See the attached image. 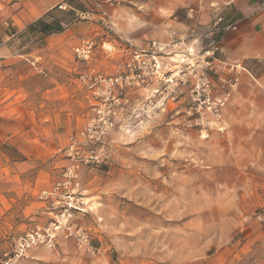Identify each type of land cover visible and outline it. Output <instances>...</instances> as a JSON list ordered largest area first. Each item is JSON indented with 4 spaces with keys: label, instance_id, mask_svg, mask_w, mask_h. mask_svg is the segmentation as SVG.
Listing matches in <instances>:
<instances>
[{
    "label": "rangeland",
    "instance_id": "1",
    "mask_svg": "<svg viewBox=\"0 0 264 264\" xmlns=\"http://www.w3.org/2000/svg\"><path fill=\"white\" fill-rule=\"evenodd\" d=\"M39 30H32L34 45L42 42ZM148 32L133 30L138 39L131 40L130 32L103 13L81 36L79 45L92 44L86 58L78 59L72 48L75 63L43 70L63 84L59 98L52 91L49 98L42 94L55 81L36 65L22 59L15 67L20 77L11 85L22 89L19 98L78 117L62 150V170L69 163L71 136L82 141L80 131L92 117L113 121L102 141L77 146L76 196L83 210L68 209V221L84 229L111 264H264V239L246 242L254 250L230 254L264 194V96L253 103L249 90L241 92L246 67L229 60L221 47L212 53V36L196 30L156 38L169 43L160 52V69L140 82L126 62L132 49L146 48ZM249 64L254 75L264 71L262 62ZM120 75L112 92L104 93L109 84L99 77ZM90 126L103 128L101 122ZM89 149L102 160L84 162ZM53 183L44 191L49 193ZM64 232L57 252L32 248L40 252L36 264H100L98 256L77 250ZM30 250L20 264L32 260Z\"/></svg>",
    "mask_w": 264,
    "mask_h": 264
},
{
    "label": "crops",
    "instance_id": "2",
    "mask_svg": "<svg viewBox=\"0 0 264 264\" xmlns=\"http://www.w3.org/2000/svg\"><path fill=\"white\" fill-rule=\"evenodd\" d=\"M103 13L130 32L131 40L138 39L133 30L150 31L148 43L166 39L171 31L178 38L189 30L207 37L215 18L222 16L220 25L232 23L235 28L214 37L229 60L246 67L241 92L249 90L253 103L264 96V71L254 75L248 70L249 62L264 64V0H0V255L9 247L10 235L23 231L34 220H48L52 202L40 194L60 175L61 161L66 164L62 150L78 118L60 109H44L43 102L37 106L28 97L19 98L22 89L11 85L20 77L15 67L25 59L46 75L43 70L47 68L75 63L72 48L82 43L81 36L96 26ZM41 18H55L62 29L43 33L41 44L34 45L30 25ZM48 79L55 84L44 86L42 94L49 98L52 91L59 98L65 92L63 84L57 75L49 73ZM260 196V209L232 244L230 254L234 257L254 250L247 241L264 239V194ZM29 256V264L41 258L40 252L32 249Z\"/></svg>",
    "mask_w": 264,
    "mask_h": 264
},
{
    "label": "built area",
    "instance_id": "3",
    "mask_svg": "<svg viewBox=\"0 0 264 264\" xmlns=\"http://www.w3.org/2000/svg\"><path fill=\"white\" fill-rule=\"evenodd\" d=\"M60 7L62 9L65 8L62 5ZM222 19V16H217L208 33L209 36L213 37H210L211 41L213 42L211 46L212 53L214 50L220 47L218 42L219 39L215 40L214 35L220 31H227L229 29L235 28L234 24L232 23L220 25L219 23L222 21ZM168 44V42L151 40L145 49H132L130 51V57L126 62L128 71H130V73L133 75L136 74V76L140 78V82L146 81V79L149 78L148 76L155 75L158 69H160V52L163 51V49ZM91 46V43L86 42L83 45L74 47L73 50L76 54V57L78 59L86 58ZM106 49L110 50L112 49V46H108ZM122 77L123 76L120 75L118 77L116 76L113 78H108L107 80L105 77H99L98 80L101 82H107L109 87L105 89L104 93H111L112 84L117 82L118 79ZM124 77L128 78V75ZM204 79H206L204 77V72H201L198 75V80L203 81ZM237 79V76L233 78L234 84H236ZM93 91L96 92L97 87H94ZM107 98L108 97L105 99ZM94 122H101L103 128L100 130H94L93 126H90L93 125ZM112 124L113 121L109 116L104 118L102 115L97 119L92 117L88 126L84 128V130L80 131L82 141H77L75 137H70V143L67 152L69 163L61 171L59 179L53 183L51 191L49 193L42 191L40 194L42 199H51L52 205L55 206L53 209L56 207H62L64 205L66 207L60 212H56L51 209L49 210L48 214H52V216L49 217L47 221H32V223H30V225H28L23 231L10 235V245L2 253V256L0 257V264H20L21 259L27 256L28 251L36 247H44L50 251L57 252L58 236L64 230V236L71 237L73 239L77 250L92 256H98L100 264H111L110 260L104 254V251L101 250V247H95L91 244L90 237L84 229H81V227L74 228L75 225L69 223L68 217L71 216V213L68 211V209L78 208L79 210H83L78 205L83 204V202L80 201L82 198L76 196L79 184L77 180L76 162L80 158L78 156L80 151L77 146L81 142L87 144L96 141H102ZM87 152L88 155L86 160H83L84 162H98L102 160V158L100 160L98 159V156L94 154L93 149H89ZM102 156L105 158V153H103Z\"/></svg>",
    "mask_w": 264,
    "mask_h": 264
},
{
    "label": "trees",
    "instance_id": "4",
    "mask_svg": "<svg viewBox=\"0 0 264 264\" xmlns=\"http://www.w3.org/2000/svg\"><path fill=\"white\" fill-rule=\"evenodd\" d=\"M30 26L33 28L39 27L40 31L44 34H48L51 32H58L62 29V25L58 23V21L55 18H53L52 21L50 22L41 18L33 22Z\"/></svg>",
    "mask_w": 264,
    "mask_h": 264
}]
</instances>
